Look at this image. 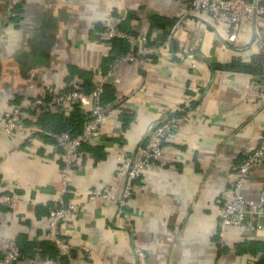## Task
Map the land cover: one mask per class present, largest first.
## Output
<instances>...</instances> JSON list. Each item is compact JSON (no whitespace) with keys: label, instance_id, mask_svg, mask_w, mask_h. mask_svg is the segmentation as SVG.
Wrapping results in <instances>:
<instances>
[{"label":"crops","instance_id":"crops-1","mask_svg":"<svg viewBox=\"0 0 264 264\" xmlns=\"http://www.w3.org/2000/svg\"><path fill=\"white\" fill-rule=\"evenodd\" d=\"M5 3L0 0V116L25 108L49 87L64 90L89 77L95 87L111 49L101 33L106 18L146 35L151 53L112 66L113 99L102 96L105 121L80 147L65 190L52 118L24 109L29 131L0 134V193L17 198L0 206V256L14 240L21 264L55 259L48 210L62 202L77 212L61 226L70 259L59 264H134L135 248L147 264H264L258 234L230 227L222 239L217 235L220 192L264 132V67L255 43L264 15L245 14L230 41L226 25L174 0H22L9 14ZM152 16L174 21L168 35L151 28ZM90 106L87 96L80 107L90 112ZM174 113L177 127L161 157L134 182L125 221L114 227L122 182L113 176L121 156L132 158L148 130ZM112 185L114 199L88 200ZM263 185L264 160L242 194L254 199Z\"/></svg>","mask_w":264,"mask_h":264},{"label":"built area","instance_id":"built-area-1","mask_svg":"<svg viewBox=\"0 0 264 264\" xmlns=\"http://www.w3.org/2000/svg\"><path fill=\"white\" fill-rule=\"evenodd\" d=\"M174 1L183 3L192 12L207 15L215 22L226 25L231 31L228 38L230 41L234 40L235 31L245 14L264 15V0H252V2L245 0ZM21 2L22 0H6V12L8 14L12 12ZM101 33L103 40L108 44L112 40H125L131 44L132 51L122 57L120 61L134 62L146 58L151 53V46H149L146 35L124 32L118 29L110 18L102 21ZM255 43L264 67V28L255 30ZM109 76L110 72L101 76L98 84L88 95L85 94L82 85L79 83H72L64 90L46 88L42 96L29 101L25 108L12 107L3 112L0 116V134L9 136L17 131H29L23 123L24 109L25 111L55 112L65 107L64 111L67 116L70 112L69 105L83 104L88 96L91 100V118L83 124L81 131L76 135L68 132L50 134L55 147L63 157L59 184L60 188L65 190L68 176L79 157L80 147L95 137L105 121V112L101 108V96ZM179 118L173 114L166 115L148 130L144 140L138 144L136 153L132 158L121 156L120 168L113 176L114 182H122L120 194L116 199L114 227H122V223L125 221V211L133 193L134 182L142 176L149 163L155 162L161 157L162 146L171 137L179 123ZM263 160L264 132L257 146L251 151L244 152L242 162L234 168L233 178L220 192L218 197L220 215L217 224L219 239H222L226 229L230 227L238 228L242 235L256 233L261 239H264V185L254 199L245 198L242 194L247 179ZM116 189L112 185L104 192L90 194L88 200L93 201L96 198L114 199ZM16 202V197L0 193V206H10ZM76 212V205H65L62 202L55 204L48 210L46 234L56 252V257L55 259L37 258L28 264H59L62 258L70 259V246L62 238L61 226L68 225ZM24 260L25 257L17 243L14 240L8 241L4 253L0 256V264H21ZM134 264H147L146 254L139 248L134 249Z\"/></svg>","mask_w":264,"mask_h":264},{"label":"trees","instance_id":"trees-1","mask_svg":"<svg viewBox=\"0 0 264 264\" xmlns=\"http://www.w3.org/2000/svg\"><path fill=\"white\" fill-rule=\"evenodd\" d=\"M148 21L151 25V28L154 27L157 29L158 28L163 29L165 32V35L169 34L170 29L174 25L173 20H167L165 18H161V17H157V16L150 17L148 19ZM120 30L136 35V32L130 30L128 27L127 28L124 27ZM109 45L111 47L110 55L107 56L104 59L103 64H101V68L99 70V74L101 76L110 72L112 66L114 64H116L117 62H120V59L122 57H124L125 55H127L129 52H131L133 49L131 47V44L125 40L124 41L123 40H112V41H110ZM149 46H150V43H149ZM260 59H261V57H260ZM81 76L89 77L88 75L82 74V73H81ZM89 78L85 79L84 83L82 85L83 90H84L86 95H88L94 88L93 85L90 83ZM108 86L109 85H107V84L104 86L103 94H105V92H106L108 95L107 99L111 100V98L113 99V89L111 87H108ZM103 94H102V96H103ZM102 96H101V108H102V110H105L106 103L103 102L104 98H102ZM80 105H81L80 103L75 104V105H69L68 107L70 109V112L67 115V117H64V115L62 114L63 112L60 109H58L55 112L40 111V113L43 114L44 116H49L50 118L53 119V122L48 123L50 126L49 128L51 129V132L53 134H58L61 132H68L72 135H76L81 131L83 124L91 118L90 112H84L81 109ZM173 115L180 117V115L177 113H174ZM256 246L261 248V250L264 252V245H262V246L256 245ZM51 247L53 248L52 245H51ZM20 250H21V248H20ZM53 250H54V248H53ZM55 254H56V252H55ZM45 257H47V256H44L42 258H45Z\"/></svg>","mask_w":264,"mask_h":264}]
</instances>
